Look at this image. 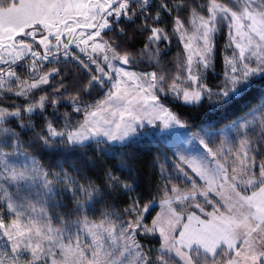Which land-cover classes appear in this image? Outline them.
<instances>
[{
	"label": "snow or ice",
	"instance_id": "obj_1",
	"mask_svg": "<svg viewBox=\"0 0 264 264\" xmlns=\"http://www.w3.org/2000/svg\"><path fill=\"white\" fill-rule=\"evenodd\" d=\"M0 264H264V0H0Z\"/></svg>",
	"mask_w": 264,
	"mask_h": 264
},
{
	"label": "trees",
	"instance_id": "obj_2",
	"mask_svg": "<svg viewBox=\"0 0 264 264\" xmlns=\"http://www.w3.org/2000/svg\"><path fill=\"white\" fill-rule=\"evenodd\" d=\"M218 120H224V117H217ZM222 126V125H221ZM145 143L144 146L140 149V156L142 158V160H147L152 152H154L156 150V148L159 147H163V143L161 142V140L159 138H152L151 136H145L142 138ZM120 148L119 146H113L114 150H118Z\"/></svg>",
	"mask_w": 264,
	"mask_h": 264
},
{
	"label": "rangeland",
	"instance_id": "obj_3",
	"mask_svg": "<svg viewBox=\"0 0 264 264\" xmlns=\"http://www.w3.org/2000/svg\"><path fill=\"white\" fill-rule=\"evenodd\" d=\"M152 131L157 132V135H155V136H153V135H147V136H151L152 138H155V137H156V138H159L163 144L168 142L167 139L162 138V137L158 134V130H152ZM113 146H119V145H118V144H114ZM21 160H23V158H21Z\"/></svg>",
	"mask_w": 264,
	"mask_h": 264
}]
</instances>
